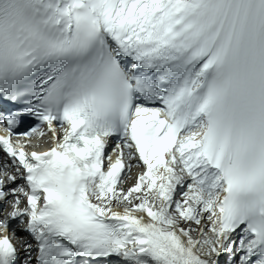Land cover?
<instances>
[{"label": "snow or ice", "instance_id": "snow-or-ice-1", "mask_svg": "<svg viewBox=\"0 0 264 264\" xmlns=\"http://www.w3.org/2000/svg\"><path fill=\"white\" fill-rule=\"evenodd\" d=\"M0 153V264H264V0H0Z\"/></svg>", "mask_w": 264, "mask_h": 264}, {"label": "bare ground", "instance_id": "bare-ground-1", "mask_svg": "<svg viewBox=\"0 0 264 264\" xmlns=\"http://www.w3.org/2000/svg\"><path fill=\"white\" fill-rule=\"evenodd\" d=\"M144 171V169H142V171L140 172V173H142ZM125 173H126V170H125ZM128 173H130L131 174V178H128V180H127V182H129V183H131V187L134 185V183H135V180H133V177H134V175H135V173H136V170L134 169V168H132L131 169V171H129V172H127L126 173V175L128 174ZM140 173H138V174H136V176H138ZM125 182H126V180H125ZM123 185H127V184H124L123 183ZM142 194V193H141ZM135 195H138V194H134V196ZM134 203H139V201H133ZM117 210H120V211H122V207H119V208H117Z\"/></svg>", "mask_w": 264, "mask_h": 264}, {"label": "rangeland", "instance_id": "rangeland-1", "mask_svg": "<svg viewBox=\"0 0 264 264\" xmlns=\"http://www.w3.org/2000/svg\"><path fill=\"white\" fill-rule=\"evenodd\" d=\"M130 178H131V177H130ZM128 184H129V183H128ZM128 184H127V185H128ZM127 185H126V186H127ZM126 186H125V185H123V188H125ZM188 226H189V225H187V224L185 225V227H188ZM190 226H191V227H193V228L197 227V226H196V225H194V224H191Z\"/></svg>", "mask_w": 264, "mask_h": 264}]
</instances>
